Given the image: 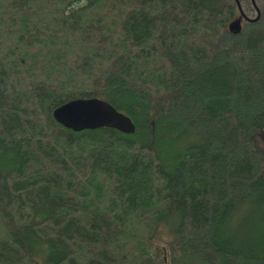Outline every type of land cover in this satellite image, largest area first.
I'll list each match as a JSON object with an SVG mask.
<instances>
[{
	"label": "trees",
	"instance_id": "trees-1",
	"mask_svg": "<svg viewBox=\"0 0 264 264\" xmlns=\"http://www.w3.org/2000/svg\"><path fill=\"white\" fill-rule=\"evenodd\" d=\"M238 2L0 0V264H264V0ZM90 98L135 133L56 123Z\"/></svg>",
	"mask_w": 264,
	"mask_h": 264
},
{
	"label": "water",
	"instance_id": "water-1",
	"mask_svg": "<svg viewBox=\"0 0 264 264\" xmlns=\"http://www.w3.org/2000/svg\"><path fill=\"white\" fill-rule=\"evenodd\" d=\"M235 2L241 11L238 0ZM258 17L259 11L257 10V17L249 21H256ZM239 27V23H232L229 28L232 33H236L239 31ZM52 116L56 123L76 133L102 128L113 129L126 135L135 133L134 125L126 115L118 112L109 103L97 98L69 101L55 109Z\"/></svg>",
	"mask_w": 264,
	"mask_h": 264
},
{
	"label": "rangeland",
	"instance_id": "rangeland-1",
	"mask_svg": "<svg viewBox=\"0 0 264 264\" xmlns=\"http://www.w3.org/2000/svg\"><path fill=\"white\" fill-rule=\"evenodd\" d=\"M234 23H238V22H234ZM255 138H256V141H257L259 147L261 149H264V134L263 133H259V134L256 135Z\"/></svg>",
	"mask_w": 264,
	"mask_h": 264
},
{
	"label": "flooded vegetation",
	"instance_id": "flooded-vegetation-1",
	"mask_svg": "<svg viewBox=\"0 0 264 264\" xmlns=\"http://www.w3.org/2000/svg\"><path fill=\"white\" fill-rule=\"evenodd\" d=\"M252 2V1H251ZM253 3V2H252ZM254 4V3H253Z\"/></svg>",
	"mask_w": 264,
	"mask_h": 264
}]
</instances>
